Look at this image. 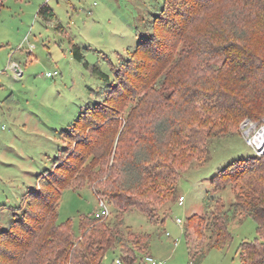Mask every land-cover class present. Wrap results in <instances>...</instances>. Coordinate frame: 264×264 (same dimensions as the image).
I'll return each mask as SVG.
<instances>
[{"label": "rangeland", "instance_id": "374dc122", "mask_svg": "<svg viewBox=\"0 0 264 264\" xmlns=\"http://www.w3.org/2000/svg\"><path fill=\"white\" fill-rule=\"evenodd\" d=\"M209 1L191 0L188 17L192 15L194 19L189 30L178 32L175 29L170 35L171 50L175 55L182 54L178 61L187 60V68L182 70L188 79L185 84L191 86L192 91L200 93L214 88L213 81L207 80L201 69L205 54L195 51V48L204 46V35L212 38L210 47L225 44V38L230 40V36L238 38L237 41L246 47L255 44L260 48L263 45L258 33H251L247 27L257 18L253 14L256 0H212V9H209ZM3 2L0 10V211L3 209L0 226L9 225V209L19 207L27 193L35 188L37 191L42 189L43 182L53 173L49 171L56 168L55 162L60 152L68 147L66 152L70 151L73 156L83 154L82 157L87 159L83 165L87 171L84 175L86 185L62 189L58 221H70L74 238L80 239L83 237L79 228L81 216L95 217V213L101 209L100 198L108 204L109 222H114L117 215L122 216V211L114 205L108 193L116 188L115 179H123L120 167L136 149L130 139L137 131L142 132L143 136L148 135L154 128L155 118L175 117L177 104L184 93L181 88L180 91L176 90L174 85L167 86L165 80L157 85L160 75L166 73L162 68V73L157 74L161 61L142 51L133 52L131 56L136 57L139 65L132 63L133 70L126 75L128 84L120 85L114 92L108 86L106 103L118 106L125 103L124 109L119 111V120L114 121H118L115 126L119 124L117 133L112 137L111 128L107 135H94L77 150L79 139L64 140V131L70 130L89 102L97 101L98 93L102 87L106 88L107 83L74 59L71 43L83 47L86 59L91 64H99L104 71L112 73L110 60L117 63L120 58L127 57L128 48H134L157 31L153 23L160 15L165 0ZM45 3L54 9L55 16L51 19L39 15V9ZM229 21L237 25L236 31H232L233 24H229ZM168 35L169 32L165 35L163 31L165 40ZM189 37H193V41ZM177 43L178 51L175 50ZM14 63L19 65L22 75H18ZM54 70H58L59 75H47V72ZM171 72L170 83H176L177 71L173 68ZM238 77L235 82H232V77H227L224 86L236 84L242 87L244 82ZM161 93L162 96L172 94L171 101L156 104L153 110L151 100L159 99ZM247 120L258 128L263 127L264 111L258 117L245 115L237 126L238 131L210 142L206 162L200 163L195 159L183 170L175 194L158 206L157 220H150L139 209L124 214L126 224L134 231L150 235V254L163 264H193L191 248L184 235L187 226L191 227L197 244L207 248L212 243V232L206 230L203 241L194 231L198 217H190L214 210L218 199L226 206L234 202L230 184L215 189L212 180L229 163L261 155L246 141V129L249 128L244 124ZM126 122H130V125L124 134L122 129ZM81 127L85 130L86 125ZM83 132L87 135L88 129ZM66 152L62 154L61 162L67 159ZM94 187L101 190L100 195L96 194ZM181 194L185 196L182 205L178 203ZM177 218L183 222L178 223ZM229 227L234 236L232 241L223 249L207 250L200 264H240V245L245 240L256 238L257 223L252 217L242 221L236 217ZM148 249L146 253H149ZM119 251L118 247L116 252L107 254L109 264H114L115 257H121ZM128 264H143L142 257Z\"/></svg>", "mask_w": 264, "mask_h": 264}, {"label": "trees", "instance_id": "16d2710c", "mask_svg": "<svg viewBox=\"0 0 264 264\" xmlns=\"http://www.w3.org/2000/svg\"><path fill=\"white\" fill-rule=\"evenodd\" d=\"M3 1L0 0V10L4 6ZM191 4V0H165L160 15L156 16L153 23V28L157 31L134 48H128L127 57L120 58L117 63L110 60L112 73L104 71L99 64H91L86 59L83 47L71 43L74 59L89 68L92 75L106 82V88L109 86L112 92L120 85L128 84L126 75L132 72L134 62H138L131 54L142 51L161 61L157 74L162 73V68L166 71L164 75H160L157 85L165 80L167 86L174 85L178 91L181 88L184 95L177 104L175 117L155 118L154 128L149 134L146 133L148 135L143 136L142 132L135 131L136 135L130 139L136 149L120 167L123 179H115L116 188L108 193L114 205L122 211L121 217L117 215L114 222H109V218L82 215L79 228L83 237L80 239L74 238L70 221H58L62 189L86 185L84 175L87 171L83 165L87 159L80 152L81 156L66 152L67 147L57 157V169L51 168L49 172H53V175L43 182L42 189L37 191L35 188L25 195L19 207L9 209V225L0 226V264H109L107 254L116 252L118 247L125 264L136 262L139 257L147 254L150 235L134 231L126 224L124 214L139 209L150 220H157L158 206L175 194L183 170L195 159L200 163L206 162L210 142L238 131L237 126L245 115L258 117L264 111V0L255 1L253 14L257 18L247 24L249 31L258 33L259 39L263 41L260 48L255 44L247 48L237 41L238 38L234 39L230 35V40L224 36L225 44L211 47L212 38L204 35V46L201 49L195 48L196 52L205 54L201 69L205 78L214 83V88H209L206 93L192 91L191 86L185 84L188 79L182 70L187 68V60L178 61L182 54L175 55L171 50L170 35L175 29L178 32L188 31L194 19L192 15L188 17ZM208 4L210 7L213 1L210 0ZM39 15L51 19L55 12L45 3L40 7ZM228 23L233 24L232 31H236L237 25L232 21ZM163 31L165 35L169 32L166 40L162 36ZM189 39L193 41V37ZM177 46L178 43L176 51ZM206 46L209 47L205 48ZM173 68L177 71L176 83H170L169 80ZM227 77H232V82L238 77L244 83L242 87L236 84L226 87ZM106 88H101L97 101L85 106L70 130L64 131V140L79 139L77 150H80L85 140L94 135H107L112 128L113 137L119 129V124L114 125L118 121H114L119 120V111L124 109L125 103L119 106L113 103L108 105L106 99L109 89ZM163 93L159 99H153V102L151 100L153 110L156 104H168L171 101L172 94L162 96ZM127 121L130 119L127 118ZM84 125L85 130L88 129L87 135L83 132L84 127H81ZM129 125L130 122L122 129L124 134ZM65 152L67 159L61 162ZM229 184L234 192V202L230 206L218 199L214 210L190 217H198L193 230L199 233L203 241L206 230L212 232V243L205 248L194 240L190 226L184 229L193 264H200L207 250L223 249L232 241L234 236L229 226L236 217L240 221L252 217L257 223L256 238L245 240L240 245V264H264V155L231 162L219 170L212 180L215 189ZM93 189L100 195L101 190L96 187Z\"/></svg>", "mask_w": 264, "mask_h": 264}, {"label": "built area", "instance_id": "2783aa9c", "mask_svg": "<svg viewBox=\"0 0 264 264\" xmlns=\"http://www.w3.org/2000/svg\"><path fill=\"white\" fill-rule=\"evenodd\" d=\"M14 68L16 69L19 76L23 74V72L21 71L17 63H14ZM59 73L60 72L58 70H54V71L47 72V75L52 77V76L59 75ZM244 125L248 126L249 128L248 130L246 129V134H245L247 143L250 146H252L257 153H261V155H264V152H263L264 151V126L263 127L261 126V128H258L251 121H248V120L245 121ZM253 130H256L255 133H253ZM99 200H100L101 209L95 213V216L98 218L109 217L110 210H109L107 202L101 198ZM184 201H185V196L181 194L178 198V203L182 205L184 204ZM177 222L182 223L183 221L181 218H177ZM142 262L143 264H163L162 261L158 260L150 253H147L142 257ZM114 264H125V262L121 257L117 256L114 259Z\"/></svg>", "mask_w": 264, "mask_h": 264}, {"label": "crops", "instance_id": "0c3cea01", "mask_svg": "<svg viewBox=\"0 0 264 264\" xmlns=\"http://www.w3.org/2000/svg\"><path fill=\"white\" fill-rule=\"evenodd\" d=\"M149 253H151V251L149 250Z\"/></svg>", "mask_w": 264, "mask_h": 264}]
</instances>
